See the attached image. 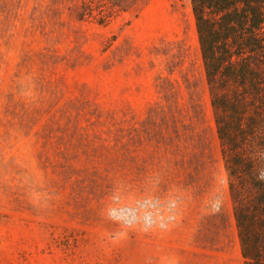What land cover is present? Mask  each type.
<instances>
[{
	"label": "rangeland",
	"instance_id": "obj_1",
	"mask_svg": "<svg viewBox=\"0 0 264 264\" xmlns=\"http://www.w3.org/2000/svg\"><path fill=\"white\" fill-rule=\"evenodd\" d=\"M176 225L245 264L191 0H0V264H159Z\"/></svg>",
	"mask_w": 264,
	"mask_h": 264
},
{
	"label": "trees",
	"instance_id": "obj_2",
	"mask_svg": "<svg viewBox=\"0 0 264 264\" xmlns=\"http://www.w3.org/2000/svg\"><path fill=\"white\" fill-rule=\"evenodd\" d=\"M245 264H264V0H191Z\"/></svg>",
	"mask_w": 264,
	"mask_h": 264
},
{
	"label": "crops",
	"instance_id": "obj_3",
	"mask_svg": "<svg viewBox=\"0 0 264 264\" xmlns=\"http://www.w3.org/2000/svg\"><path fill=\"white\" fill-rule=\"evenodd\" d=\"M177 227L173 226L166 231H163L162 235H158V241L160 251L159 264H179L178 258V241L176 238ZM188 232V230H187Z\"/></svg>",
	"mask_w": 264,
	"mask_h": 264
}]
</instances>
